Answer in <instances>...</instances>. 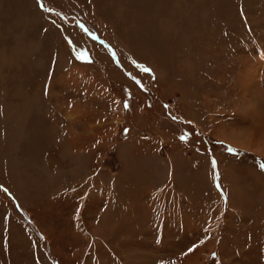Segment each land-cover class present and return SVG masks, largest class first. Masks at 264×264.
I'll return each mask as SVG.
<instances>
[{
	"label": "rangeland",
	"instance_id": "obj_1",
	"mask_svg": "<svg viewBox=\"0 0 264 264\" xmlns=\"http://www.w3.org/2000/svg\"><path fill=\"white\" fill-rule=\"evenodd\" d=\"M0 264H264V0H0Z\"/></svg>",
	"mask_w": 264,
	"mask_h": 264
},
{
	"label": "bare ground",
	"instance_id": "obj_2",
	"mask_svg": "<svg viewBox=\"0 0 264 264\" xmlns=\"http://www.w3.org/2000/svg\"><path fill=\"white\" fill-rule=\"evenodd\" d=\"M21 112V111H20ZM9 164H10V162H9Z\"/></svg>",
	"mask_w": 264,
	"mask_h": 264
}]
</instances>
